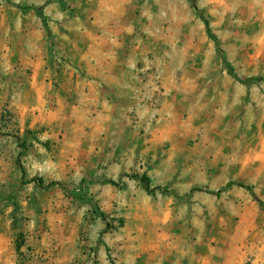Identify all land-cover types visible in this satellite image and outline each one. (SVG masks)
I'll use <instances>...</instances> for the list:
<instances>
[{
  "label": "rangeland",
  "instance_id": "1",
  "mask_svg": "<svg viewBox=\"0 0 264 264\" xmlns=\"http://www.w3.org/2000/svg\"><path fill=\"white\" fill-rule=\"evenodd\" d=\"M103 1L0 0V264L158 262L157 249L140 247L137 237L140 204L133 191L136 186L146 191L143 165L118 169L114 186L105 167L54 169L20 160L12 168L1 160L16 145L24 155L35 144L51 143L40 136L49 128H27L23 85L30 78L26 61L34 43L26 29L37 19L45 29L53 24L63 32L71 26L66 20L76 18L81 32L87 33L90 13ZM137 1L151 53L173 64L177 79L219 82V87L190 89L199 93L185 100L191 101L193 127L201 128L209 141L204 149L208 166L201 170L211 180L210 188L222 191L218 197V191L204 189L216 196L203 207L206 242L216 246L221 257L237 245L262 248L264 210L236 184L254 186L264 201V81L246 86L230 75L189 0ZM196 4L238 77H264V0ZM28 8L32 10L26 12ZM36 178L43 184L32 182ZM83 179L87 182L82 187ZM162 190L173 193L167 187Z\"/></svg>",
  "mask_w": 264,
  "mask_h": 264
},
{
  "label": "crops",
  "instance_id": "2",
  "mask_svg": "<svg viewBox=\"0 0 264 264\" xmlns=\"http://www.w3.org/2000/svg\"><path fill=\"white\" fill-rule=\"evenodd\" d=\"M137 6V0L98 3L87 33L76 18L67 19L71 26L62 32L31 17L26 122L30 130L49 128L40 136L51 143L35 144L24 155L16 145L1 160L12 168L20 160L54 169L105 167L115 182L118 169L143 165L152 189L161 190L150 195L134 188L137 237L140 247L157 249V264H264V246L237 245L221 257L205 240L203 207L216 196L204 189L218 190L201 170L208 166L209 141L193 127L191 101L185 100L199 93L190 89L219 82L177 79L178 69L151 53Z\"/></svg>",
  "mask_w": 264,
  "mask_h": 264
},
{
  "label": "trees",
  "instance_id": "3",
  "mask_svg": "<svg viewBox=\"0 0 264 264\" xmlns=\"http://www.w3.org/2000/svg\"><path fill=\"white\" fill-rule=\"evenodd\" d=\"M189 1H190V3H191L192 7L194 8V10L197 12V14L200 16V18H202V20L204 21V23H205V25H206V27H207V31H208V33H209V36H210V38L215 42L216 50H217V52L220 54V56H221V58H222V61H223L224 65H225V66L227 67V69L229 70L230 75L233 76V77H234L236 80H238L240 83H242L243 85H246V86H250L251 84H253V83H255V82H261V81H264V77H254V78H250V79H240V78L238 77V75H237L236 72H235V69H234L233 65L227 60V57H226L224 51H223L222 48H221V44H220V41H219L218 37L215 36V35L212 33L209 21L205 18L204 13L198 9V6H197V4H196V0H189ZM24 10H25V9H24ZM31 10H32V8H28L26 12H29V11H31ZM41 10H42L41 8H37V9H36L37 12H41ZM42 15H43V14H42ZM22 172H23V175H24L23 182H25L26 171L23 169ZM141 181H142L143 183H145V189H146L147 193L150 194V195H154L155 191L159 189V188L152 189V187H151V180H150V178H149L147 175H143V176L141 177ZM32 182H37L39 185H42L44 181H43V179H41V178H36V179H33ZM84 184H85V183H82V187L84 186ZM111 184L114 185V186H117V183L114 182V181H111ZM236 185L239 186L240 188L245 189V190L251 195L252 199H253L255 202H257V203L260 205V207L264 210V201H262V200L258 197V195H257V193H256V191H255L254 186H252V185H247V184H242V183H240V184H236ZM231 186H233V183H230V184L228 185V187H231ZM81 190H83V188H81ZM221 193H222V191H218V192L215 193V195L219 197V196H221ZM172 195H173L176 199H181V197H180L179 195H177L176 193H174V192L172 193ZM100 216H101L102 218H106V215H105L104 213H100ZM112 264H116V263L113 262Z\"/></svg>",
  "mask_w": 264,
  "mask_h": 264
}]
</instances>
